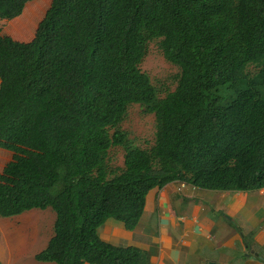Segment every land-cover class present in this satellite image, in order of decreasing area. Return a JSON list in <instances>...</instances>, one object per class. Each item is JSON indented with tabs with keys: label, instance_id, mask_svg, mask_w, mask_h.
<instances>
[{
	"label": "trees",
	"instance_id": "1",
	"mask_svg": "<svg viewBox=\"0 0 264 264\" xmlns=\"http://www.w3.org/2000/svg\"><path fill=\"white\" fill-rule=\"evenodd\" d=\"M49 3L32 40L0 34V130L30 120L29 153L5 169L11 183L0 181V216L55 211L38 260L150 264L148 252L113 245L99 228L114 218L135 229L149 191L174 180L264 187V0ZM153 40L179 68L163 97L141 68ZM132 104L155 115L149 148L121 127ZM42 135L63 151L48 169L30 164ZM116 146L122 166L112 163Z\"/></svg>",
	"mask_w": 264,
	"mask_h": 264
},
{
	"label": "crops",
	"instance_id": "2",
	"mask_svg": "<svg viewBox=\"0 0 264 264\" xmlns=\"http://www.w3.org/2000/svg\"><path fill=\"white\" fill-rule=\"evenodd\" d=\"M49 2L31 0L20 9L13 0H0V34L22 42L32 40ZM21 29L24 32L18 33ZM29 124L23 118L0 130V181L11 183L5 174L8 164L28 155ZM34 152L30 164L39 169H48L63 156L56 138L43 135L36 140ZM24 213L18 214L17 221ZM1 217L0 264H56L37 259L54 230L45 240L35 223L11 224ZM99 234L113 245L148 252L150 264H264V187L219 190L174 180L149 191L135 229L109 218Z\"/></svg>",
	"mask_w": 264,
	"mask_h": 264
},
{
	"label": "rangeland",
	"instance_id": "3",
	"mask_svg": "<svg viewBox=\"0 0 264 264\" xmlns=\"http://www.w3.org/2000/svg\"><path fill=\"white\" fill-rule=\"evenodd\" d=\"M141 68L149 74L152 82L159 89L161 97L176 88L179 68L165 58L158 40H153L149 43V50L141 64ZM257 69L253 64L248 67V70L252 73H255ZM121 127L129 133L130 138L133 139L135 144L143 148H149L154 143L156 132L155 115L145 112L144 107L140 104L130 105L128 113L121 123ZM110 154L114 165H123L124 149L122 147H113L110 150ZM25 212L18 221L17 217L20 215H13L6 217V219L11 221V224L15 221L18 224L35 223L37 229L40 231L39 235H45V240H47L53 234L55 212L52 209L37 208ZM30 231L35 232L33 230Z\"/></svg>",
	"mask_w": 264,
	"mask_h": 264
}]
</instances>
